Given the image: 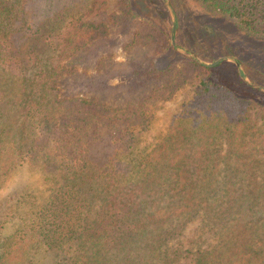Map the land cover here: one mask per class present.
<instances>
[{
  "label": "trees",
  "instance_id": "1",
  "mask_svg": "<svg viewBox=\"0 0 264 264\" xmlns=\"http://www.w3.org/2000/svg\"><path fill=\"white\" fill-rule=\"evenodd\" d=\"M198 1L264 46V0ZM69 6L79 10L71 19ZM167 30L136 18L131 0H0V184L25 163L50 181L46 200L0 238V264L25 242L72 252L69 264H170L164 226L196 218L220 244L195 264H264V127L249 115L257 107L264 119V91L220 76V63H170ZM120 36L139 50L126 97L107 102ZM91 57L101 72L82 78L88 93L62 92L64 74ZM193 80L205 116L190 99L159 141L140 145L155 102Z\"/></svg>",
  "mask_w": 264,
  "mask_h": 264
},
{
  "label": "rangeland",
  "instance_id": "2",
  "mask_svg": "<svg viewBox=\"0 0 264 264\" xmlns=\"http://www.w3.org/2000/svg\"><path fill=\"white\" fill-rule=\"evenodd\" d=\"M131 1L136 18L149 16V18H153V21H157L158 24L168 29L169 41L173 48L166 46L167 49L163 50V54L171 59L169 60L170 63H179L183 57L192 59L189 55L175 49L171 43L170 35L174 20L169 9L166 10L163 7V3L165 4L163 0H149L148 4H144L140 0ZM168 1L175 13L174 40L177 45L207 63L219 57H231L236 60L237 57H240L246 65L244 67L239 62L242 74L243 72L246 74L247 81L264 88V76L256 75L253 72L254 67L264 68V51L255 45L258 42V45L262 47L259 44L260 40H254L253 35L245 34L233 19L204 9L198 0ZM78 12L77 7L72 8V6H69V9L65 11V16L71 19ZM118 38L119 45L113 48L110 53V59L114 63L113 74L107 81L108 84L114 87L105 92L106 101L115 103H120L126 97L127 93L123 87L129 78L124 73L128 70L126 66L129 62V56H136L139 50V48H136L128 52L123 47L126 40L125 36ZM150 52L153 53L151 50ZM97 66V59L92 57L76 63L75 68L68 74H64L60 79L61 84L59 85L62 92L69 95L87 94V88L81 86L82 78L100 73L101 71L98 70ZM215 70L223 77H231L236 72L247 84L239 75L237 66L230 59L221 61ZM197 86V82L193 80L176 90L166 100L155 102L151 107L152 121L141 131L140 145H153L159 141L166 134L172 121L187 106L186 103L190 99L192 103L190 108H194V115L198 117L199 115L205 116L202 101L196 99L194 102L193 95L197 93ZM155 100L150 101V103ZM261 114L257 107L249 112L252 120L257 125L264 127V119L261 120L260 118ZM118 125L119 128H122L120 124ZM49 185L50 181L44 179L41 170L26 163L11 170L8 177L0 184V238L14 231L31 207H36V204L38 205L46 200L49 194ZM216 229V227L211 228L204 225L200 218L184 222L180 220L165 225L160 246L166 256L164 259L172 260L170 264H195L197 252L212 251L216 245L220 244ZM21 246H23L22 250H16L11 255L12 264H69L68 259L73 255L72 252H68L66 249L47 250L44 247L29 246L26 242ZM107 256L111 257L110 255ZM85 259L84 257L79 258L78 263ZM162 261L164 260H154L157 264H161Z\"/></svg>",
  "mask_w": 264,
  "mask_h": 264
},
{
  "label": "water",
  "instance_id": "3",
  "mask_svg": "<svg viewBox=\"0 0 264 264\" xmlns=\"http://www.w3.org/2000/svg\"><path fill=\"white\" fill-rule=\"evenodd\" d=\"M167 6V8L169 9V11L172 13L173 15V25H172V28H171V35H170V39H171V43L172 45L174 46L175 49H177L178 51L186 54V55H189L190 57H192V59H194L196 62L210 68V67H214L216 66L217 64H219L221 61L223 60H228L230 59L236 66H237V69H238V73L239 75L247 82V84H249L250 86H252L253 88H256V89H259L261 91H264V88L259 86V85H255V84H252L250 82L247 81V79L243 76L242 74V70H241V66H240V63L239 61H237L236 59L234 58H231V57H219L218 59L212 61V62H205L203 60H201L198 56H196L195 54L193 53H190L189 51H187L186 49L184 48H181L179 45L176 44L175 40H174V28H175V13L173 11V8L172 6L170 5L169 1L168 0H163Z\"/></svg>",
  "mask_w": 264,
  "mask_h": 264
}]
</instances>
